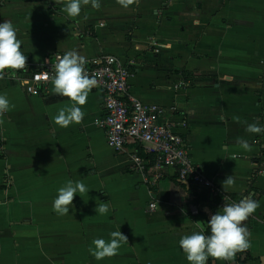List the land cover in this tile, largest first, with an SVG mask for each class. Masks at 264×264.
I'll use <instances>...</instances> for the list:
<instances>
[{
	"label": "crops",
	"instance_id": "crops-1",
	"mask_svg": "<svg viewBox=\"0 0 264 264\" xmlns=\"http://www.w3.org/2000/svg\"><path fill=\"white\" fill-rule=\"evenodd\" d=\"M64 2L0 0V22L17 29L27 62L43 65L56 52L75 50L85 64L108 55L127 63L132 94L172 111L205 174L222 190L232 176L234 186L223 191L258 202L242 224L248 264H264V133L246 131L264 125V0H132L127 7L100 0L99 8L82 5L75 18L61 11ZM0 94L11 105L0 115V264H190L179 240L207 226L195 219L194 196L209 217L217 202L174 170L157 184L136 171L135 143L124 152L110 148L96 122L106 115L102 90H91L83 120L66 128L52 117L71 101L55 95L52 82L31 95L14 70L0 77ZM69 179L90 190L59 216L52 203ZM97 203L108 205L107 214H96ZM114 231L128 241L97 261L92 241ZM206 264H237V256Z\"/></svg>",
	"mask_w": 264,
	"mask_h": 264
},
{
	"label": "clouds",
	"instance_id": "clouds-1",
	"mask_svg": "<svg viewBox=\"0 0 264 264\" xmlns=\"http://www.w3.org/2000/svg\"><path fill=\"white\" fill-rule=\"evenodd\" d=\"M132 0H117L122 7H127ZM91 3L92 8L100 7V0H65L61 11L68 17L75 18L81 13L82 5ZM27 57L21 51V43L17 38V29L10 21L0 22V72L5 69L21 70L26 65ZM85 58L72 50L58 58L54 65L55 74L52 78V87L55 95L68 97L71 103L58 110L57 115L52 117L53 123L61 128L71 124H79L84 118L83 105L91 90L97 85L94 76L90 77L85 71ZM10 101L7 96L0 94V115L10 110ZM246 131L249 133H264V125L248 124ZM241 147L250 150L247 141L241 140ZM235 156L232 157V160ZM234 178L228 176L222 181L223 190L234 186ZM89 188L83 181L67 180L58 190L53 200V211L59 216L70 213L74 208V196L79 194L83 197ZM259 204L250 196L242 198L237 203H225L221 210L212 213L207 222L209 231L205 232V226L196 225L195 229L182 236L179 246L190 264H206L209 258L231 262L239 251L250 247L248 231L242 222L253 214ZM96 214L101 216L109 211L106 203H97ZM207 211V209H206ZM128 241L121 231L111 232L109 239L97 238L92 241L89 253L97 261L118 254L123 242Z\"/></svg>",
	"mask_w": 264,
	"mask_h": 264
},
{
	"label": "built area",
	"instance_id": "built-area-1",
	"mask_svg": "<svg viewBox=\"0 0 264 264\" xmlns=\"http://www.w3.org/2000/svg\"><path fill=\"white\" fill-rule=\"evenodd\" d=\"M63 55L56 52L43 65L26 61L23 69L15 70L27 93L39 96L49 87L55 74L54 65ZM84 67L90 77L96 78V87L104 94L106 115L96 122L105 131L107 144L113 150L124 152L130 141L135 143L130 155L136 171L150 175L155 184L167 170L176 171L181 180L205 190L208 201L217 202L218 209L214 213L225 203H237L242 199L224 192L194 162L185 134L176 131L171 110L158 104H146L132 94L133 72L127 63L108 55ZM10 71L14 70H3L0 77ZM181 127L188 129L186 122H181ZM139 147L153 155L150 162L141 155ZM149 207L154 211L156 204L153 202ZM198 212L194 210L195 214Z\"/></svg>",
	"mask_w": 264,
	"mask_h": 264
},
{
	"label": "trees",
	"instance_id": "trees-1",
	"mask_svg": "<svg viewBox=\"0 0 264 264\" xmlns=\"http://www.w3.org/2000/svg\"><path fill=\"white\" fill-rule=\"evenodd\" d=\"M139 151H140L141 155L147 161L150 162L152 160L153 155L146 153V151H144L143 148L139 147ZM190 194L193 195L191 192H190ZM202 199L198 196H194V201L199 206L201 204ZM199 206H198L199 214L195 216V219L196 220H205L206 222H208V219H209L208 214H206L203 210H201ZM208 231H209V229L206 227L205 232L207 233ZM236 256H237V264H248V262L250 260H253V256L248 249H246L244 251L237 252Z\"/></svg>",
	"mask_w": 264,
	"mask_h": 264
},
{
	"label": "water",
	"instance_id": "water-1",
	"mask_svg": "<svg viewBox=\"0 0 264 264\" xmlns=\"http://www.w3.org/2000/svg\"><path fill=\"white\" fill-rule=\"evenodd\" d=\"M187 186H189V182L186 180L185 182H184Z\"/></svg>",
	"mask_w": 264,
	"mask_h": 264
}]
</instances>
